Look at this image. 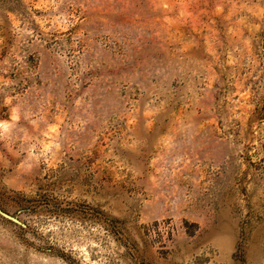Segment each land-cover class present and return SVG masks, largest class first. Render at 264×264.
Returning <instances> with one entry per match:
<instances>
[{
  "label": "rangeland",
  "instance_id": "374dc122",
  "mask_svg": "<svg viewBox=\"0 0 264 264\" xmlns=\"http://www.w3.org/2000/svg\"><path fill=\"white\" fill-rule=\"evenodd\" d=\"M0 264H264V0H0Z\"/></svg>",
  "mask_w": 264,
  "mask_h": 264
},
{
  "label": "water",
  "instance_id": "95a60500",
  "mask_svg": "<svg viewBox=\"0 0 264 264\" xmlns=\"http://www.w3.org/2000/svg\"><path fill=\"white\" fill-rule=\"evenodd\" d=\"M0 213L6 218H8V219H10V220H12L14 222L20 223V221L17 218H15V217H13V216L5 213V212H2L1 210H0Z\"/></svg>",
  "mask_w": 264,
  "mask_h": 264
}]
</instances>
